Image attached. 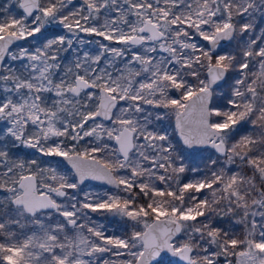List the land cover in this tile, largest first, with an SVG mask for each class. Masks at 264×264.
I'll list each match as a JSON object with an SVG mask.
<instances>
[{
	"label": "snow or ice",
	"instance_id": "6c2138e0",
	"mask_svg": "<svg viewBox=\"0 0 264 264\" xmlns=\"http://www.w3.org/2000/svg\"><path fill=\"white\" fill-rule=\"evenodd\" d=\"M16 4L0 17V264H264V0ZM51 25L71 38L14 50ZM79 33L109 43L64 66ZM166 118L178 141L153 126ZM88 180L110 189L70 195Z\"/></svg>",
	"mask_w": 264,
	"mask_h": 264
},
{
	"label": "rangeland",
	"instance_id": "374dc122",
	"mask_svg": "<svg viewBox=\"0 0 264 264\" xmlns=\"http://www.w3.org/2000/svg\"><path fill=\"white\" fill-rule=\"evenodd\" d=\"M18 12H19V9H18V6L16 4V0H0V17H3L4 15L9 14V13L15 15V14H18ZM52 26H55V25H52ZM57 34L66 35V36L71 38V34L68 33L66 30H64L62 33L61 32H58V33L56 32L55 34L53 33L47 38H52L54 35H57ZM92 37H88V36H84L82 34L81 35L79 34L78 37L76 39H74L73 47L71 49L67 50V52L69 54V58H73L74 61L77 59L78 56L82 58L83 54L85 52H87L88 48L91 47V45H93L94 51L95 50H99L96 41L93 40L95 38L94 37L92 38ZM30 40L33 42L32 44H30L27 41H21L20 43H17L16 46H14V50L18 46H26V47H30V48H33V49L36 46H42L43 42L36 41L37 40L36 37L35 38H30ZM79 40H83V41H85V43L80 44ZM195 42L202 44L203 41H200L199 38L197 37ZM226 45L224 46V50L231 51L230 44H228L227 46ZM8 63H13V62H11L9 60ZM71 64H73L72 61H71ZM68 65H70V63H68L67 66ZM230 84H231V81H230V83H228V87H229ZM220 90L224 91L223 90V84H221ZM148 110L152 111L154 115H155L156 112H162L163 111V110H153L151 108H149ZM172 124L173 123H170V120L166 118V119H164L162 121L156 122L153 126H155L158 130L166 131L168 133V135L170 137H172L171 134H170V132H172L171 131L172 130L171 129L172 128ZM1 126L3 127L2 124H1ZM189 150H191V149H188L185 152V155L188 156V157H190ZM209 154H212L213 157H215V155H217L216 153H214V150H212L210 148L206 149V150H197V153H196L195 157L192 158V160L194 161V165H192L191 167H195V166L199 165L201 167V169H202L203 168L202 157H207ZM58 161L59 160L56 157H46V162L44 163V167L55 168L57 172H59L61 174H65V175L69 176V178H74V175L71 172V170L69 168H67L63 164L60 165V162H58ZM191 175H192L191 173L187 174V176H189V177H191ZM96 188H98V187H96L93 184L88 183V184L82 185V188L80 190H69V193H70V195L79 196L80 198H78V199H82L83 198V194L85 192H97ZM93 218H97L96 221H100L99 223H102L107 228L108 234H117V235L122 234L120 232L119 227L117 228V226H115L114 224H104L103 223L104 218H103L102 215L99 216L98 214H96V215H94ZM238 227L239 226H237V228ZM166 257H167V255H163L162 256V258H166Z\"/></svg>",
	"mask_w": 264,
	"mask_h": 264
},
{
	"label": "trees",
	"instance_id": "16d2710c",
	"mask_svg": "<svg viewBox=\"0 0 264 264\" xmlns=\"http://www.w3.org/2000/svg\"><path fill=\"white\" fill-rule=\"evenodd\" d=\"M83 5V0H72V4L69 5L70 8H73V9H78L79 7H81ZM259 23V21H258ZM64 30L66 29H63L62 27H57V26H48L47 27V30L46 31H42V33L40 34H37L36 35V41L38 42H44V39L46 37H49L51 34H55L56 32H63ZM67 31V30H66ZM80 35H84V36H88V37H94L95 41L97 40H100L102 41V38L100 37H96L94 35H88V34H85V33H79ZM257 35H259V31H257ZM92 37V38H93ZM245 39H247V37H245ZM27 42H29L30 44H32L33 42L30 40V38L27 40ZM205 43V42H202V44ZM230 44V49L231 51H238V49L236 48V41H233V42H228L227 45ZM226 45V46H227ZM99 50H95L94 51V48H93V45H91V47L88 48L87 52L91 55H95L98 53ZM96 52V53H95ZM60 56H61V64L64 65V66H67L68 63H70L71 65V61L74 63V60L73 58H69V54L67 51H62L60 53ZM119 63V61H118ZM101 67L104 66V61L102 60L101 61ZM228 83H230V80L227 82V83H222L223 84V90L224 91H227L228 89ZM170 120V119H169ZM170 123H172V120H170ZM1 127V125H0ZM172 132H170L171 136L173 137L174 141H178L179 138L177 136V134L174 132V126L172 124V128H171ZM5 137L3 135H0V140H4ZM82 143H85V142H82ZM190 152V157L188 160H186V163L189 164V166L191 167L192 165H194V161L192 160L193 157H195L196 153H193L192 150H189ZM13 153L15 155L16 158L18 159H22V160H30V159H37L39 163H41L43 166H44V163L46 162V157L45 156H42L40 155L38 152H35V151H30L29 148H25L23 146H17L15 149H13ZM60 162V161H58ZM60 165H62V163L60 162ZM97 189V191H107L109 190L110 188L109 187H105V186H101V185H95ZM82 188V186H80V189ZM78 189V190H80ZM112 191H115V189H111ZM77 198H80L79 196H77ZM98 214L99 216L102 215L103 218H104V221L103 223L104 224H114L115 226H117V228L119 227L120 229V232L123 233L125 231V225H124V222L122 221V219L118 218V217H112V216H109V215H106V214H99V213H93L91 214L93 217L94 215ZM95 220L97 218H94ZM98 223L100 221H97ZM160 264H170L171 260L169 259V257L167 256L166 258H160Z\"/></svg>",
	"mask_w": 264,
	"mask_h": 264
},
{
	"label": "water",
	"instance_id": "95a60500",
	"mask_svg": "<svg viewBox=\"0 0 264 264\" xmlns=\"http://www.w3.org/2000/svg\"><path fill=\"white\" fill-rule=\"evenodd\" d=\"M21 42V41H20ZM20 42H17V43H20ZM228 42H224V44H223V47L227 44ZM173 125H174V121H173ZM177 136H178V134H177ZM179 138V137H178ZM63 165H65L67 168H69L70 170H71V166L69 165V164H67V162L66 161H64L62 158H60V157H56ZM72 171V170H71ZM72 173H73V175H74V172L72 171ZM87 183H92V184H95V185H101V186H106V187H110V186H108V185H104V184H102L100 181H93V180H88V181H85V183L84 184H87ZM83 184V185H84ZM164 254H162V256H163ZM168 257H169V259L172 261L174 258H172L171 256H170V254L169 255H167ZM160 259V258H159Z\"/></svg>",
	"mask_w": 264,
	"mask_h": 264
},
{
	"label": "flooded vegetation",
	"instance_id": "af4514ba",
	"mask_svg": "<svg viewBox=\"0 0 264 264\" xmlns=\"http://www.w3.org/2000/svg\"><path fill=\"white\" fill-rule=\"evenodd\" d=\"M58 33V32H57ZM102 43H109L108 41H101ZM111 46H114V47H120V45H115V44H113V45H111ZM173 122V121H172ZM1 125V124H0ZM2 127V126H1ZM30 151H35V152H37L36 150H34V149H30ZM88 184V183H87Z\"/></svg>",
	"mask_w": 264,
	"mask_h": 264
}]
</instances>
